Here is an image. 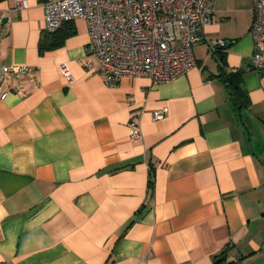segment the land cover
<instances>
[{"label":"crops","instance_id":"0c3cea01","mask_svg":"<svg viewBox=\"0 0 264 264\" xmlns=\"http://www.w3.org/2000/svg\"><path fill=\"white\" fill-rule=\"evenodd\" d=\"M27 1L23 11L0 2V64L27 67L0 76V262L264 264L253 0H208L213 21L202 33L228 44L216 53L196 45L186 75L116 87L87 54L82 19L64 23L73 34L40 54L48 0ZM229 75L245 99L240 112ZM165 108L164 120L153 119ZM134 121L140 142L130 137Z\"/></svg>","mask_w":264,"mask_h":264},{"label":"built area","instance_id":"2783aa9c","mask_svg":"<svg viewBox=\"0 0 264 264\" xmlns=\"http://www.w3.org/2000/svg\"><path fill=\"white\" fill-rule=\"evenodd\" d=\"M253 3L254 53L250 69L264 75V0ZM28 7L27 0H15L16 10ZM44 9L45 29L49 33L75 19L86 22L87 54L97 57L98 71L109 87L118 86L124 78L169 83L195 68L196 45L204 43L216 53L228 44L208 39L202 33L213 21L208 0H48ZM86 65L92 67L89 61ZM60 69L65 79L72 82L69 66L64 63ZM26 72V66L0 64V76ZM167 113V108L155 112L153 119L164 120ZM130 137L134 142L143 140L135 121L130 125ZM0 264L11 263L6 260Z\"/></svg>","mask_w":264,"mask_h":264},{"label":"trees","instance_id":"16d2710c","mask_svg":"<svg viewBox=\"0 0 264 264\" xmlns=\"http://www.w3.org/2000/svg\"><path fill=\"white\" fill-rule=\"evenodd\" d=\"M2 1L3 0H0V2ZM61 27L54 33L46 32L45 36L42 37L39 42L40 54L61 47L64 44L66 38L73 34V31L63 32ZM224 81L228 83V87L232 95L233 107L236 108L237 112H240L245 106V99H243V93L240 88L238 78L236 76L229 75Z\"/></svg>","mask_w":264,"mask_h":264},{"label":"water","instance_id":"95a60500","mask_svg":"<svg viewBox=\"0 0 264 264\" xmlns=\"http://www.w3.org/2000/svg\"><path fill=\"white\" fill-rule=\"evenodd\" d=\"M3 22H6V20H5V21H3Z\"/></svg>","mask_w":264,"mask_h":264},{"label":"rangeland","instance_id":"374dc122","mask_svg":"<svg viewBox=\"0 0 264 264\" xmlns=\"http://www.w3.org/2000/svg\"><path fill=\"white\" fill-rule=\"evenodd\" d=\"M258 125V124H257Z\"/></svg>","mask_w":264,"mask_h":264}]
</instances>
